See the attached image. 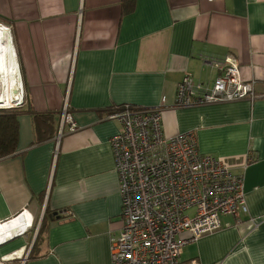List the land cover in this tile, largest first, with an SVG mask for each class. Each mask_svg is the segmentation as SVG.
I'll return each mask as SVG.
<instances>
[{"label": "crops", "instance_id": "obj_1", "mask_svg": "<svg viewBox=\"0 0 264 264\" xmlns=\"http://www.w3.org/2000/svg\"><path fill=\"white\" fill-rule=\"evenodd\" d=\"M127 9L122 0H0L26 95L16 150L0 158V228L18 233L17 221L2 224L34 216L0 244V264H111L123 220L110 139L121 125L107 116L120 104L161 106L164 135L194 130L202 154L244 177L248 212L239 222L221 216L181 259L264 264V0H136ZM228 55L256 82V98L175 106L186 74L212 82L220 70L207 60ZM65 106L78 129L64 123L59 139Z\"/></svg>", "mask_w": 264, "mask_h": 264}, {"label": "built area", "instance_id": "obj_2", "mask_svg": "<svg viewBox=\"0 0 264 264\" xmlns=\"http://www.w3.org/2000/svg\"><path fill=\"white\" fill-rule=\"evenodd\" d=\"M207 62L220 70L219 75L212 82H204L186 74L178 85L176 107L258 96L256 82L242 79L239 63L232 55ZM17 81L19 86L9 100L2 102L0 93V110L24 104L23 83L18 97L20 69ZM163 109L120 104L107 116L121 125L110 139L123 220L120 233L111 240V264H200L196 259L183 261V248L218 231L221 216L231 215L239 222L240 215L248 212L244 177L218 158L202 154L194 130L164 135ZM64 123L68 132L78 129L67 106L59 139ZM32 219L21 232L32 227Z\"/></svg>", "mask_w": 264, "mask_h": 264}, {"label": "bare ground", "instance_id": "obj_3", "mask_svg": "<svg viewBox=\"0 0 264 264\" xmlns=\"http://www.w3.org/2000/svg\"><path fill=\"white\" fill-rule=\"evenodd\" d=\"M18 67L19 65L16 59L11 32L8 28L5 27V25L0 24V80L2 81L1 83H3V98L1 99L2 102L6 101L7 99L9 100L11 95L13 96L15 94L17 86H19L17 81V79H19ZM21 87L22 81L20 82V89L18 91L19 98L21 97ZM18 218L24 217L21 216ZM18 218H15L12 221H17L18 226L22 229H25L28 225L27 219L25 220L24 218L25 221L23 223ZM12 221L3 223L2 225L9 224ZM10 225L11 224H9V226L6 225L0 228V241L5 240L6 238H9L17 233L14 232V229H12L14 227ZM22 229L21 231H23Z\"/></svg>", "mask_w": 264, "mask_h": 264}, {"label": "trees", "instance_id": "obj_4", "mask_svg": "<svg viewBox=\"0 0 264 264\" xmlns=\"http://www.w3.org/2000/svg\"><path fill=\"white\" fill-rule=\"evenodd\" d=\"M122 1L126 5V8H128V11L134 9L136 0ZM16 115L17 109L15 108L0 111V158L10 155L16 150L18 140V121Z\"/></svg>", "mask_w": 264, "mask_h": 264}, {"label": "water", "instance_id": "obj_5", "mask_svg": "<svg viewBox=\"0 0 264 264\" xmlns=\"http://www.w3.org/2000/svg\"><path fill=\"white\" fill-rule=\"evenodd\" d=\"M10 104H11V103H10ZM21 106H22V105H21ZM21 106H18V107H11V106H8V108L2 109V110H6V109L9 110V109H14V108H20ZM21 233L23 234V232H21V230H20L18 233L12 235L10 239H9V238H7V239L11 240V239L17 237V236H18L19 234H21ZM7 239H6V242L9 241V240H7ZM3 241H4V240H3ZM1 242H2V241H1ZM4 243H5V242H4Z\"/></svg>", "mask_w": 264, "mask_h": 264}, {"label": "clouds", "instance_id": "obj_6", "mask_svg": "<svg viewBox=\"0 0 264 264\" xmlns=\"http://www.w3.org/2000/svg\"><path fill=\"white\" fill-rule=\"evenodd\" d=\"M0 24H1V23H0ZM5 27L8 28V29L10 30V28H9L8 26H5ZM10 32H11V31H10ZM12 41H13V40H12ZM23 85H24V84H23ZM2 88H3V86H2ZM15 92H16V91H15ZM0 111H3V110H0ZM16 217H17V216H16ZM16 217H15V218H16ZM15 218H13V219H15ZM33 218H34V216H33ZM8 222H10V221H8ZM32 222H33V219H32ZM5 223H7V222H5ZM24 232H25V231H24ZM24 232H23V233H24ZM10 238H11V237H9V239H10ZM6 239H7V238H6ZM6 239H5L4 241H2V242L0 241V244L6 242ZM9 239H7V240H9Z\"/></svg>", "mask_w": 264, "mask_h": 264}, {"label": "rangeland", "instance_id": "obj_7", "mask_svg": "<svg viewBox=\"0 0 264 264\" xmlns=\"http://www.w3.org/2000/svg\"><path fill=\"white\" fill-rule=\"evenodd\" d=\"M2 24V23H1ZM4 25V24H3ZM2 81L0 80V83H1ZM2 84V85H1ZM0 84V93L1 92H3V88H2V86H3V83H1ZM15 109H18V108H15ZM7 110V109H6ZM189 212H191L192 213V210H190Z\"/></svg>", "mask_w": 264, "mask_h": 264}]
</instances>
